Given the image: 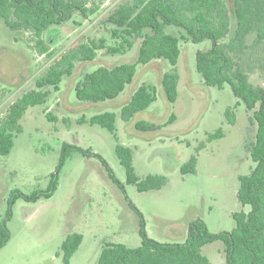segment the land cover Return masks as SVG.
Returning <instances> with one entry per match:
<instances>
[{"label":"rangeland","instance_id":"obj_1","mask_svg":"<svg viewBox=\"0 0 264 264\" xmlns=\"http://www.w3.org/2000/svg\"><path fill=\"white\" fill-rule=\"evenodd\" d=\"M124 1L89 0L86 16L77 13L72 21L45 32L41 38L26 28L10 29L0 17V118L17 98L35 88L36 79L69 49L101 38L107 45H116L119 40L112 37V23L107 18ZM226 2L231 5L230 0ZM175 29L169 27L170 31ZM211 44V40L181 42L182 53L176 66L181 79L175 102L167 99L158 82L159 75L173 66L159 59L139 65L133 82L112 100L88 104L77 98L75 86L87 73L100 65L135 61L140 46L136 40L125 54L99 49L94 61L79 63L72 76L64 77L60 90L51 88L45 104L27 110L11 152L0 153V223L12 207L7 222L11 239L0 248V264H66L62 245L74 232L84 238L70 264H97L107 242L131 247L141 244L138 215L100 159L73 151L61 166L66 143L90 149L109 162L125 184L129 198L143 212L152 238L182 242L188 225L197 218H202L212 232L235 228L233 214L250 210L249 205L239 201L238 189L240 176L255 167L250 148L257 124L252 119L253 112L243 102L238 103L229 84L223 88L208 86L197 70V52ZM44 47H48L47 51H43ZM250 68L251 82L264 86L262 73L252 65ZM142 79L147 84L155 83L157 99L128 122L118 116L116 124L119 142L134 150L138 176L168 177L163 188L144 192L126 182L114 135L99 124L79 121L83 115L88 119L104 110L120 114ZM230 107L234 123L226 115ZM48 113L56 118L49 119ZM139 120L161 127L139 130ZM219 128L224 135L209 140V135ZM193 154L198 158L196 172L182 174V164ZM53 173L58 175V186L51 197L28 200L21 196L12 204L15 193L45 192ZM225 249V244L217 240L206 244L203 252L212 264H226Z\"/></svg>","mask_w":264,"mask_h":264},{"label":"trees","instance_id":"obj_2","mask_svg":"<svg viewBox=\"0 0 264 264\" xmlns=\"http://www.w3.org/2000/svg\"><path fill=\"white\" fill-rule=\"evenodd\" d=\"M89 0H0V17L12 30L26 28L38 38L73 20L77 13L86 16ZM125 0L107 18L112 23V37L116 45H107L104 38L80 43L63 53L50 65L45 74L37 78L35 88L26 91L0 118V153L7 155L15 144V136L22 131L20 120L31 106L45 104L51 88L60 90L66 76H72L79 63L94 61L99 49L110 54H125L140 41L137 59L112 66L100 65L87 73L75 86L76 96L88 104L112 100L133 82L139 65H147L161 59L173 66L163 74L161 84L167 99L175 102L179 94L180 74L176 68L182 53L181 42L211 40V47L196 54V67L208 86L223 88L229 84L247 110L253 112L257 124L255 142L250 156L255 167L249 174L240 176L238 199L249 205L248 212L233 214L236 226L231 231L212 232L202 218L193 220L187 227L184 241L162 242L152 238L147 231L143 212L129 198L125 184L118 178L109 162L99 153L73 144H64L61 166L73 151L100 159L111 180L124 192L129 205L139 218L141 244L131 247L125 243L107 242L102 248L97 264H212L203 247L221 240L226 247V264H264V86H256L250 80L252 65L264 76V0ZM234 19V26L233 20ZM176 27L170 31L169 27ZM253 38L251 39V37ZM44 47L43 51H47ZM249 68V69H248ZM157 99V87L142 83L131 99L122 105L120 114L104 110L86 118L89 122L107 128L117 140L115 150L126 171V182L136 185L141 192L161 189L168 177L149 174L138 176L133 164L134 150L119 142L117 118L130 121L137 113L145 111ZM229 122H235L233 109L226 111ZM54 120L56 117L47 114ZM174 117V114L171 115ZM139 130H155L161 126L148 120L136 123ZM224 135L222 128L209 135V140ZM203 144H201V147ZM199 147V148H201ZM198 158L193 154L182 164L181 173H195ZM60 166V167H61ZM58 186L57 173L52 174L49 188L34 191L30 195L15 193L12 204L24 196L28 200L51 197ZM0 223V248L11 239L8 220ZM81 233L68 234L63 242L64 261L70 264L72 255L83 241Z\"/></svg>","mask_w":264,"mask_h":264},{"label":"crops","instance_id":"obj_3","mask_svg":"<svg viewBox=\"0 0 264 264\" xmlns=\"http://www.w3.org/2000/svg\"><path fill=\"white\" fill-rule=\"evenodd\" d=\"M159 60H161V59H159ZM172 68V67H171ZM171 69H169V70H166L165 72H167V71H170ZM165 72H162V74H160L159 75V80H158V82H159V84H161V79H162V76H163V74L165 73ZM142 83H146V80H144V79H142V82H141V84ZM151 84V83H150ZM153 85H155V83L153 82L152 83ZM136 90H134V92H135ZM134 92L131 94V95H133L134 94ZM132 97V96H131ZM185 239V238H184Z\"/></svg>","mask_w":264,"mask_h":264}]
</instances>
